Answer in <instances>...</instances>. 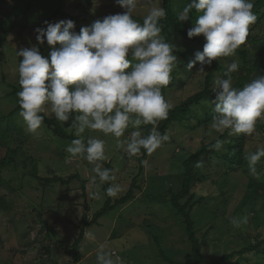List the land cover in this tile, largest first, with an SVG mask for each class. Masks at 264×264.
<instances>
[{"label":"clouds","instance_id":"obj_1","mask_svg":"<svg viewBox=\"0 0 264 264\" xmlns=\"http://www.w3.org/2000/svg\"><path fill=\"white\" fill-rule=\"evenodd\" d=\"M122 13L96 20L90 27H82L79 34L73 30L72 20L36 28V40L51 47L49 56H43L33 46L16 51L21 57L18 67L17 93L19 116L30 132H36L44 123L50 108L55 119L63 124L71 121L68 130H74L75 139L66 147L71 159L82 158L94 165L91 182L97 179L108 183V197H116L121 186L116 183L113 170L104 168L107 160L106 141L85 136L86 132H100L117 140L129 157L146 152L153 154L170 141V135L158 131V122L167 120L173 105L162 89L173 80L177 56L175 45L165 40L160 21L166 18L161 6H153L142 22L136 17L140 0H117ZM253 0H192L177 13L179 21H187L197 13L194 27L188 30L191 39L203 36V51L196 52L188 63L191 70L197 63V73H205V66L213 61L232 57L246 42L250 26L258 17L253 12ZM58 46V47H57ZM239 63L233 60L216 78V93L210 128L216 133L251 136L258 121H264V75H257L242 89L233 84L232 73L238 72ZM152 125L147 135L142 126ZM131 128L127 139L125 136ZM211 135V132L209 133ZM211 149L224 150V141L215 137ZM249 173L259 179L257 164L264 159V146L244 157ZM146 163V161H145ZM202 163L197 162L196 167ZM248 217L233 218L239 228L247 224ZM92 236V233H88ZM97 264H122L121 258L101 247Z\"/></svg>","mask_w":264,"mask_h":264},{"label":"rangeland","instance_id":"obj_2","mask_svg":"<svg viewBox=\"0 0 264 264\" xmlns=\"http://www.w3.org/2000/svg\"><path fill=\"white\" fill-rule=\"evenodd\" d=\"M145 1L149 3L143 9V12L147 14L151 7L157 6V0ZM158 1L161 2V0ZM174 4L176 9L177 3L174 2ZM2 10L0 5V19ZM27 13L25 20H16L11 23L14 28L13 32L8 37L4 49L0 50V140L6 139L4 136L2 138V131L9 133L15 127L23 129L30 138L28 151H21L20 157L17 159L18 167L5 171L1 176L3 179H12L14 184L9 189L0 183V196H3L11 204L9 209L0 208V264H74V259L67 254V250L72 247L79 234L83 215L88 212L91 218L104 206L107 200L103 190L105 183L101 184L98 179L95 184L91 182V176L94 175L91 169L94 165L82 158L71 159L70 154L66 151V147L71 141L54 135L52 127L43 123L36 132H30L22 117L19 116L20 111L8 117V114L16 108L19 99L17 96L8 97V93L11 91L9 86H19L18 67L20 62L16 51L31 48L25 39L28 36L30 40L32 39V43L37 41L35 32L37 27L29 28L30 34L28 35L22 26L30 24V22L34 23L40 12L34 8ZM41 14L46 15L44 12ZM23 37L24 40H22ZM50 51L51 47L48 45V56ZM223 59L226 66L231 63L228 57ZM199 68L200 65L197 63L192 68L194 70L192 75L189 74L191 72L189 69V71L181 68L176 70L174 73L175 83L173 81L169 87L162 89L163 95L172 103L173 108L201 89V84L205 81L211 66H205V73H197ZM222 77V74H218L217 78ZM184 82L186 83L184 84ZM212 107H214V102L206 100L198 110V120L203 118L204 111H209ZM45 113L55 119L50 108ZM197 121L172 124L168 132L171 137L170 141L149 155L147 159L142 177L143 191L137 193L136 199L128 205L108 212L97 224L87 228L84 242L81 245L83 260L80 264H97V255L101 247L105 251L112 252L114 256L120 257L122 264H168L161 258V251L175 262L194 263L191 244L186 236L183 220L176 214L170 203L169 191L177 192L182 186L184 160L195 153L204 142L208 144L215 140V137L221 135L210 128L211 123L194 130L192 127L196 125ZM59 123L68 133L74 134V130L71 132L68 130L71 121L65 124ZM258 123H264V121H258ZM131 131L133 129L129 128L125 136L120 139H127ZM210 132L211 135H209ZM85 136L97 137L106 141L107 160L112 163L116 177L115 182L122 189L118 196L112 197V200L119 199L126 194L132 179L137 175L139 171L137 163L126 160L125 151L117 147V140L111 135L86 132ZM233 136L236 135L231 134V137ZM246 137V154L254 152L259 146H264L263 133L256 130L253 135ZM28 156H32L36 160L40 176L44 178L59 176L67 179L71 175L80 174L87 180V197L82 196L81 183L78 180H74L70 184L59 183L48 187L36 179H32L28 173L33 162L27 163L28 167L32 165L31 167H23V161ZM206 160L208 159L203 160L204 172L219 179L221 170L224 169L221 162L209 163ZM263 164L264 162L261 160L257 166ZM102 166L106 168L104 165ZM246 168L248 169L247 162ZM25 174L26 178L22 179ZM237 178L234 175L232 181ZM217 183L215 190L222 189L223 186ZM207 186L210 193H213L214 186L212 184ZM12 189H16L17 192H13ZM229 189H232L231 186ZM233 192L235 191L229 192L231 194L226 199V201L230 200L229 207L236 202L235 199L239 198L238 196L241 194L238 190ZM209 200L212 205L218 203L217 199L210 198ZM222 201L223 199L220 203ZM258 202L257 215L259 220H264V199H260ZM85 205H87V210ZM228 206L225 207L228 208ZM211 211V205L207 201L193 213L199 234L210 224L215 226L216 231H211L210 235L211 240H217L215 245L209 243L203 247L206 264L212 263L210 259L212 256L209 254L218 256V254L232 250H240L245 246L232 243V239L229 238L235 235L236 227L228 222H222ZM43 221L49 222L55 228L57 236L47 234V229L41 223ZM239 230L238 232L244 236L249 233L248 227H242ZM88 233H92V236H89ZM248 257L252 258V256H246L245 261L241 264H247ZM254 261L264 264L263 257H258Z\"/></svg>","mask_w":264,"mask_h":264},{"label":"trees","instance_id":"obj_3","mask_svg":"<svg viewBox=\"0 0 264 264\" xmlns=\"http://www.w3.org/2000/svg\"><path fill=\"white\" fill-rule=\"evenodd\" d=\"M174 2L177 3L176 9ZM191 2L192 0H161L159 3L157 0V6L163 7L167 13L166 18L160 21L163 26L162 35H164L167 42L172 43L176 48L174 55L177 56V62L173 71L172 80L174 83L176 81L174 77L176 70L178 71L180 68L182 70H188V63L194 60L196 52L203 51L204 44L206 43L203 36L191 39L187 36L188 30L194 27L196 22L197 13H195V11L190 14L187 21H179L177 19V13L182 11L183 8ZM253 3V12L257 15L258 19L255 24L250 26L249 36L246 42L237 49L234 56L228 57L231 62L235 60L240 66L238 72L231 74L233 80H235L233 84L238 89H242L252 79L256 78L257 75H264V0H253ZM148 4L149 3L145 0H140L135 17L140 20V22H142L143 17L147 15L143 12V9L146 8ZM0 5L3 8L0 19V50L4 49L8 37L13 32L14 28L11 23L16 20H25L28 14L27 12H30V10L34 8H37L40 12L37 20L34 23L30 22V24L22 26V29L26 30L28 35L30 34L29 28H46L45 21L55 24L67 20H72L74 22L75 28L73 31L79 34L82 27H90L96 20H102L108 15L122 13L124 11L117 3V0H0ZM41 12H44L46 15L43 16ZM25 39L31 47H38L40 53L46 58L48 57V44L46 39L45 43L42 45L37 41L32 43V39L30 40L29 36ZM22 40H24V37ZM16 43L18 44V40ZM21 59L22 58L19 57V62ZM226 70L227 66L223 58L219 61H213L210 71L205 77V81L201 84V89L189 96L178 106L172 108L169 112L168 119L158 122V131H160L161 134L165 132L168 133L173 123L185 124L193 120L197 121V114L200 106L202 107L206 100L215 101L216 93L213 92V82L218 77V74H222V78H224V72ZM190 71L189 74L192 75L194 70L192 69ZM185 83L186 82H184V84ZM9 88H11V91L8 93L9 98L17 96V93L21 90L20 85L18 87L9 86ZM213 108L214 107L209 109V111L203 112V118L198 120L196 125L192 127L194 130L202 126H208L211 123L214 115ZM20 110L18 103L16 108L8 114V117L15 115ZM41 115L44 116V124L53 128L54 135L70 141L76 138L74 134L68 133L54 118L49 117L46 113H42ZM151 127L152 125L142 126L140 130L144 135H147ZM256 130L264 134V123H258L256 125ZM2 133V138L4 136L6 139L0 140V183L10 189L14 181L12 179H3L1 176L5 171L18 167L17 159L20 157L21 151H28L30 138L20 127H15V129L9 133L7 131H2ZM218 138L224 141V150L218 152L211 149V145L215 143V140L208 144L204 142L195 153L184 160L182 167V186L177 192L172 190L169 191L170 203L176 211V214L183 220L186 236L191 244V252L194 256L193 264H206V255L203 253V247L207 246L209 243H214L215 245L217 241L210 239L211 231L215 230L214 225L210 224L205 230L203 229L204 231L201 230L199 234L196 229V222L193 218L194 210L206 204L207 201L211 205V213L222 222H228L233 225L231 223L233 218L241 219L244 216L248 217L247 224H241L239 228L236 227V229H234L235 235L229 238L232 239V243L244 244L245 246L240 250H232L231 252L218 254V256H215L216 254H209L212 256L210 258L212 263L209 264H241L245 261L246 256H252V258L248 257L246 260L247 264H258L254 259H258V257L264 258V220H259L257 215L258 200L264 199V164L259 167L257 166L260 178L256 179L252 177L249 173V169L246 168V161L244 159L247 152V137L243 134L231 137L230 132L225 131ZM148 157L149 155L143 152V150L141 154L134 157H129L125 152L126 160L136 162L139 171L132 179L131 185L124 196L112 200V197H108L105 194L107 200L99 211L91 218L88 212L83 215L79 234L72 247L67 250V254L73 257L74 264H80L83 260L81 245L84 242L87 228L97 224L108 212L128 205L136 199L137 193L143 191L144 181L142 177L146 167L145 161L147 162ZM204 159H208L206 161L209 163H213V161L221 162V166H223L224 169L221 170L222 173L219 179L211 177L204 172ZM262 160L264 162V159ZM29 161L33 162V166L31 165L32 168L28 173L32 179H36L48 187L59 183L70 184L74 180H78L81 183L82 196L84 198L87 197V180L80 174L71 175L67 179L59 176L44 178L40 176L38 164L35 163L36 160H34L32 156L25 158L23 167L27 168L29 165L27 163H29ZM197 162L202 163V166L199 168L196 167ZM100 163L106 168L113 170L114 173V167L111 162L106 160ZM234 175L238 178L232 181ZM26 176V174L23 175L22 179L26 178ZM245 179L246 181H244ZM217 182L223 186L222 189L215 190V184ZM208 184L214 186L213 193H210L207 186ZM230 186L232 189H229ZM107 187H109V184L105 183L103 188L104 192ZM237 190L241 193L238 196L240 198L241 195V198L235 199L236 202L229 207L230 204L228 206V203L230 200L226 201L228 195L231 194L229 192H237ZM12 191L17 192L16 189H12ZM210 195L213 197H209ZM210 198H214V200L217 199L218 203L212 205L209 200ZM222 199L223 201L220 203ZM10 205L11 204H9L3 196H0V208L6 210L9 209ZM225 206H228V208ZM85 208L86 210L88 209L87 205H85ZM41 223L47 229L48 235L57 236V231L49 222L43 221ZM242 227H248L249 233L247 236L238 232ZM161 258L168 264H182L168 258L163 251H161Z\"/></svg>","mask_w":264,"mask_h":264}]
</instances>
